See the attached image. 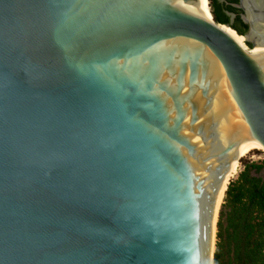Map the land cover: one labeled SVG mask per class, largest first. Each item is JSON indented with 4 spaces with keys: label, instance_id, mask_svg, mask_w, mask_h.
<instances>
[{
    "label": "water",
    "instance_id": "obj_1",
    "mask_svg": "<svg viewBox=\"0 0 264 264\" xmlns=\"http://www.w3.org/2000/svg\"><path fill=\"white\" fill-rule=\"evenodd\" d=\"M206 3L0 0V264H211L264 148V0L244 40Z\"/></svg>",
    "mask_w": 264,
    "mask_h": 264
},
{
    "label": "trees",
    "instance_id": "obj_2",
    "mask_svg": "<svg viewBox=\"0 0 264 264\" xmlns=\"http://www.w3.org/2000/svg\"><path fill=\"white\" fill-rule=\"evenodd\" d=\"M213 21L229 24L239 36L247 32L237 0H208ZM229 13L236 14L231 22ZM251 47L250 43H247ZM246 48L251 51L252 48ZM264 160L247 162L226 191L217 222L214 264H264ZM255 174H253V172ZM263 171V175H259Z\"/></svg>",
    "mask_w": 264,
    "mask_h": 264
},
{
    "label": "rangeland",
    "instance_id": "obj_3",
    "mask_svg": "<svg viewBox=\"0 0 264 264\" xmlns=\"http://www.w3.org/2000/svg\"><path fill=\"white\" fill-rule=\"evenodd\" d=\"M209 9H210V6H209ZM211 12V11H210ZM228 30L225 28V31ZM227 33V32H226ZM228 34V33H227ZM231 36V35H230ZM232 37V36H231ZM233 38V37H232ZM235 39V38H233ZM241 46H244L242 45L240 42H238ZM248 48H252V47H249ZM264 160V149L262 148H254L252 149V151L246 155L245 157L241 158L240 161L238 162L235 170L230 174L229 176V179L227 181V184L225 186V189H224V194L222 195V198H221V202H220V206H219V215H220V211L222 209V206L223 204L225 203V197H226V190L228 188V184H230L231 182H234L238 179L239 177V174L243 171L244 169V164L247 163V162H255V163H261L262 161ZM264 171V170H263ZM263 171H261V173H259V175H263ZM253 174H255L254 171H252ZM218 215V216H219ZM217 216V220H219V217ZM217 220H216V223H217ZM217 232L215 231V234ZM216 236H214V252H215V249H216V246H215V243H216ZM214 264V262H213Z\"/></svg>",
    "mask_w": 264,
    "mask_h": 264
},
{
    "label": "bare ground",
    "instance_id": "obj_4",
    "mask_svg": "<svg viewBox=\"0 0 264 264\" xmlns=\"http://www.w3.org/2000/svg\"><path fill=\"white\" fill-rule=\"evenodd\" d=\"M206 1H207V3H206V10H205V17H204V18L207 19V20H209V21H211V22H213V17H212V15H211V12H210V9H209V1H208V0H206ZM219 27H220V26H219ZM220 28H221L223 31H225V28H226V29H230L234 34H236V35H237L239 38H241L242 40H244V39L246 38L244 35L239 36L234 30L231 29V27H229V26H227V25L222 26V27H220ZM234 40H235L236 42H238L236 39H234ZM242 47L245 48L244 46H242ZM245 49H246V48H245ZM249 52L254 53V48H252V50L249 51ZM254 148H262V149H264L262 146L247 147V148L244 150V152L241 154V156L237 159V161L234 163V165L232 166V170H231V172L228 174V176H227V178H226V180H225V182H224V184H223V187H222V190H221L220 196H219V200H218V204H217V210H216V216H215V220H214V225L217 224V223H216V220H217V216H218V214H219L218 209H219L220 202H221V198H222V195L224 194V189H225V186H226V184H227V181H228V179H229L230 174L235 170V168H236L238 162L240 161V159L243 158V157H245L246 155H248V154L252 151V149H254ZM215 231H216V229H215V227H214V236H216ZM213 254H214V239H213V249H212V259H211V264H213Z\"/></svg>",
    "mask_w": 264,
    "mask_h": 264
},
{
    "label": "flooded vegetation",
    "instance_id": "obj_5",
    "mask_svg": "<svg viewBox=\"0 0 264 264\" xmlns=\"http://www.w3.org/2000/svg\"><path fill=\"white\" fill-rule=\"evenodd\" d=\"M234 22H235V20H234Z\"/></svg>",
    "mask_w": 264,
    "mask_h": 264
}]
</instances>
